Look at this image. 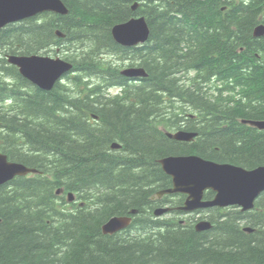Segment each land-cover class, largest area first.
Returning a JSON list of instances; mask_svg holds the SVG:
<instances>
[{"label":"trees","instance_id":"trees-1","mask_svg":"<svg viewBox=\"0 0 264 264\" xmlns=\"http://www.w3.org/2000/svg\"><path fill=\"white\" fill-rule=\"evenodd\" d=\"M62 1L66 16L47 13L0 30L5 54H32L51 42L65 44L69 54L86 46L67 57L74 87L56 82L49 92L0 58V101L13 99L0 109V150L40 172L0 186V264H264V194L252 212L205 211L200 219L213 224L206 231L194 227L199 212L183 222L177 211L153 217L156 208L185 200L156 198L157 190L172 187L159 164L164 157L264 166V132L242 123L264 120V36L253 35L264 24V0H145L136 11L124 0ZM138 16L147 19L149 40L123 48L112 28ZM106 52L149 76L131 85L101 59ZM93 78L123 94L106 97ZM177 100L193 109L191 121L177 115L158 122ZM159 125L199 136L172 141ZM114 143L122 147L113 150ZM59 189L81 203L69 205ZM132 210L138 214L129 228L103 234L111 217Z\"/></svg>","mask_w":264,"mask_h":264},{"label":"water","instance_id":"water-1","mask_svg":"<svg viewBox=\"0 0 264 264\" xmlns=\"http://www.w3.org/2000/svg\"><path fill=\"white\" fill-rule=\"evenodd\" d=\"M48 10L61 15L68 13L66 7L58 0H0V27ZM112 36L121 45L133 46L145 43L150 36V29L145 18L142 17L114 26ZM254 36H264V25L255 29ZM9 62L19 67L23 77L44 90H51L60 75L72 68L71 64L60 60L54 61L40 57H10ZM129 73L133 76L144 75V72L138 69H133ZM245 123L264 130V121H246ZM169 136L176 140L186 141H191L195 137L194 134L188 132L169 134ZM113 148L117 149L119 146L114 145ZM160 164L164 171L172 177L173 183V187L164 193L188 195L181 208L186 213L230 206H238L242 212H247L255 207V200L264 193L263 166L248 170L232 164L216 163L198 156L165 158L160 161ZM31 172L36 171L21 164L10 163L5 155L0 154V186L16 176H26ZM207 191L215 193L212 201H203ZM73 200L74 196L70 194L69 201ZM170 211H172L170 208L164 207L156 210L155 214L162 216ZM132 220L130 217L127 219L113 217L104 225L103 231L105 234H116L129 227ZM212 227V223L203 220L197 229L206 231ZM245 230L253 232L250 228Z\"/></svg>","mask_w":264,"mask_h":264},{"label":"bare ground","instance_id":"bare-ground-1","mask_svg":"<svg viewBox=\"0 0 264 264\" xmlns=\"http://www.w3.org/2000/svg\"><path fill=\"white\" fill-rule=\"evenodd\" d=\"M123 48H127V49H133V48H136L137 47V45H133V46H127V45H123L122 46ZM114 57H117V58H119L121 61H130L127 57H124V56H114ZM112 59V58H111ZM108 60V62H106L107 64H111V65H113V66H115V67H117L118 69H119V71H120V73H121V75L122 76H124L125 78H127L128 80H129V82L131 83V82H133L134 80H135V78H136V76H133V75H131L129 72L131 71V70H133V68L130 66V65H128V66H126V68H125V70H121V67L117 64V62L116 61H118V60H116V61H114V60ZM130 64V63H129ZM123 68V67H122ZM138 70H141V69H138ZM97 82H98V84L99 85H102V88L104 89V91H105V95H107L106 97H108V98H116V97H118L117 95H115V94H112L111 93V88L112 87H108V86H106V84H105V80L103 79V78H100V79H98L97 80ZM142 84V80H139L138 82H136V86L137 85H141ZM173 103H175L174 101L172 102V105H173ZM169 109H172V108H169ZM192 112H193V109L191 110ZM165 112H167V111H165ZM187 112H189V111H185V110H182L180 107H179V113H177V115H178V117H183L184 119H186L187 120V122L188 121H191V118H193V115H192V113L191 114H187ZM177 115H175V116H173V117H167V118H172V119H175V117L177 116ZM190 115V116H189ZM167 118H165L164 117V114H162V116L161 117H159L158 119H159V121L158 122H161V121H163V119H167ZM245 121H248V120H245ZM250 121V120H249ZM262 121V120H261ZM172 123V122H171ZM170 123V124H171ZM169 124V123H168ZM162 130V129H161ZM162 131H164L163 133H165V136H166V138H168L169 140H172V141H176V142H180V143H192L193 141H195V139L199 136V134H198V132L197 131H188L190 134H194L195 135V137H193V139L191 140V141H186V140H176V139H174V138H171L170 136H169V134H172V135H175L174 134V131H173V126H168V129H164V130H162ZM259 131H263L264 132V130H259ZM188 156H198V157H201V156H199V155H171V156H168V157H166V159H169V158H178V157H188ZM202 158V157H201ZM165 159V157L164 158H162L161 160H164ZM161 160H159V164H160V161ZM160 166H161V168H162V170L164 171V169H163V167H162V165L160 164ZM164 173L167 175V176H169L171 179H172V177L169 175V174H167L165 171H164ZM166 190H168V189H164V188H162V189H159V190H157V192H156V195L160 198V199H163L164 197H166V196H168V194H166V193H164ZM161 193H163L161 196H160V194ZM59 196V195H58ZM67 203L69 204V205H72V203H70L69 201H67ZM183 206H180V207H174V208H170L171 210H172V212H174V211H177L178 213H181V215H183V216H187L185 213H186V211H184V210H182L181 208H182ZM71 209H74V208H72L71 207ZM159 208H156L155 210H154V212H153V217H155V218H161V216H156V214H155V212H156V210H158ZM135 211V213H133ZM136 214H138V212H137V210H132L131 212H130V215L129 214H127V215H116V216H113V217H121V218H125V219H127L128 217H130V218H134V216L136 215ZM180 215V214H179ZM179 215L177 216V217H179ZM113 217H111L107 222H109L111 219H113ZM187 218V220L190 218V217H186ZM185 221V220H184ZM206 221H208V222H210L211 223V221L209 220V219H207ZM106 222V223H107ZM183 222V221H182ZM202 222V219H200V218H196V222H195V225H194V227H195V229H196V231H200V230H198L197 229V226L200 224ZM105 223V224H106ZM104 224V225H105ZM104 225L102 226V232H103V234H105L104 233V231H103V227H104ZM127 228H129V227H127ZM127 228H125V229H123V230H126ZM123 230H121V231H123ZM106 235H110V234H106ZM114 235V234H113Z\"/></svg>","mask_w":264,"mask_h":264},{"label":"rangeland","instance_id":"rangeland-1","mask_svg":"<svg viewBox=\"0 0 264 264\" xmlns=\"http://www.w3.org/2000/svg\"><path fill=\"white\" fill-rule=\"evenodd\" d=\"M85 49H86V46L85 45H77L76 46V49H75V51H77V53H81L82 51H85ZM50 56H52V57H54V54H52V55H50ZM106 57V59L107 60H110L111 58V60H114V61H116V60H118L119 58H117V57H114V56H111V55H106L105 56ZM117 62V64L121 67V70H125V68H126V66H128V65H130L131 64V61H121L120 59L118 60V61H116ZM130 63V64H129ZM123 67V68H122ZM127 69V68H126ZM193 75V74H192ZM191 75V76H192ZM84 80H87V78L85 77L84 78ZM97 78H93L92 79V82L93 83H97ZM67 84L71 87V88H73L74 86L72 85V83L70 82V81H68L67 82ZM118 90H113V93L112 94H114V92H117ZM173 108L172 109H170L169 111H167V112H165L164 111V117L165 118H167L168 116L169 117H173V116H175V115H177V113H179V107L182 109V110H185V111H189V112H187V114H191L192 113V108L190 107V105L188 104V103H184V102H181L180 100H177V101H175V103H173ZM245 121V120H244ZM159 129L161 130H164L165 128H164V126H161V125H159ZM59 203L61 202L60 200L58 201ZM62 207H63V205H61ZM63 208H67V209H69L70 210V206H67V205H65ZM159 208V207H158ZM187 216H183V215H179V219L181 220V221H186L187 220V218H186ZM196 217H197V215H196ZM195 225V224H194ZM254 232V231H253Z\"/></svg>","mask_w":264,"mask_h":264}]
</instances>
